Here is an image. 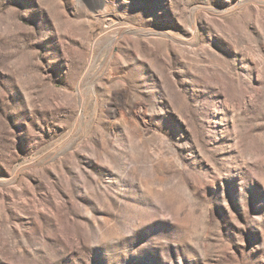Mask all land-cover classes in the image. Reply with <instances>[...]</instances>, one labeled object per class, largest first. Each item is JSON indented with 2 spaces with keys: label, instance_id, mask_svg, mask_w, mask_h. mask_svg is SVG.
I'll return each mask as SVG.
<instances>
[{
  "label": "rangeland",
  "instance_id": "1",
  "mask_svg": "<svg viewBox=\"0 0 264 264\" xmlns=\"http://www.w3.org/2000/svg\"><path fill=\"white\" fill-rule=\"evenodd\" d=\"M0 264H264V0H0Z\"/></svg>",
  "mask_w": 264,
  "mask_h": 264
},
{
  "label": "bare ground",
  "instance_id": "2",
  "mask_svg": "<svg viewBox=\"0 0 264 264\" xmlns=\"http://www.w3.org/2000/svg\"><path fill=\"white\" fill-rule=\"evenodd\" d=\"M88 1H90L92 4H98L99 2H101L102 0H88ZM139 32V31H138ZM135 35H138V33H135ZM167 35V34H166ZM169 35V34H168ZM195 36V35H194ZM168 37V36H167ZM119 38H121L120 36H118V37H115L114 39H113V44H115V43H117L118 41H119ZM169 38H171V39H173V40H175L176 38H174L173 36H169ZM111 47H112V44L110 45Z\"/></svg>",
  "mask_w": 264,
  "mask_h": 264
}]
</instances>
